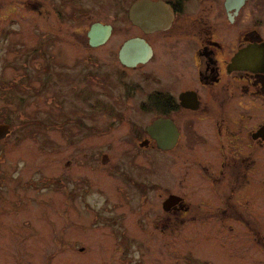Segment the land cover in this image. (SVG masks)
I'll list each match as a JSON object with an SVG mask.
<instances>
[{
	"label": "rangeland",
	"instance_id": "obj_1",
	"mask_svg": "<svg viewBox=\"0 0 264 264\" xmlns=\"http://www.w3.org/2000/svg\"><path fill=\"white\" fill-rule=\"evenodd\" d=\"M132 1L0 0V124L11 128L0 139V264H264V216L254 229L195 232L164 211L167 192L189 190L171 153L139 146L158 83L142 74L170 89L180 78L163 35L151 63L122 69L121 44L141 34ZM97 20L115 30L91 47ZM171 220L177 235L163 232Z\"/></svg>",
	"mask_w": 264,
	"mask_h": 264
},
{
	"label": "flooded vegetation",
	"instance_id": "obj_2",
	"mask_svg": "<svg viewBox=\"0 0 264 264\" xmlns=\"http://www.w3.org/2000/svg\"><path fill=\"white\" fill-rule=\"evenodd\" d=\"M165 1L174 12L171 26L150 30L136 25L141 34L124 40L117 53L126 71L156 58L154 37L163 35L170 46L174 44L167 71L180 78L176 88L163 86L162 79L148 71L142 74L158 83L144 100L145 110L155 114L140 133L144 137L139 146L171 153L173 174H181L180 185L189 190L188 196L170 190L162 206L166 214L183 218L181 223L195 232L254 229L264 216V0ZM133 2L126 9L130 21ZM95 23L111 25L112 31L97 46L90 45L87 32L91 47L106 44L115 30L114 23ZM133 38L144 39L152 53L131 67L122 63L120 50ZM158 120L170 121L173 127L164 146L160 133L156 132L157 138L147 129ZM101 161L108 162L109 157L103 154ZM174 222L162 226L163 232L180 233ZM121 233L119 245L126 256L129 235L125 229Z\"/></svg>",
	"mask_w": 264,
	"mask_h": 264
},
{
	"label": "water",
	"instance_id": "obj_3",
	"mask_svg": "<svg viewBox=\"0 0 264 264\" xmlns=\"http://www.w3.org/2000/svg\"><path fill=\"white\" fill-rule=\"evenodd\" d=\"M231 1V0H229ZM129 15L134 24L148 28L150 30L166 29L170 26L173 19V11L169 4L163 0H137L130 10ZM111 34V27L95 23L88 32L89 42L92 46L103 44L107 41ZM152 53L151 46L141 38H133L124 43L120 50V59L123 64L127 66H135L140 62L146 61ZM170 126L163 129V126ZM148 131L151 135L159 137L164 142L171 138L173 127L170 121L158 120L153 125L149 126ZM164 130V131H163ZM10 126L8 124H0V139L5 138L10 133ZM165 135H161V134ZM174 198H170L169 201Z\"/></svg>",
	"mask_w": 264,
	"mask_h": 264
}]
</instances>
